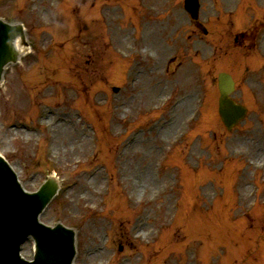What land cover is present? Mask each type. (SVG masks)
<instances>
[{
    "label": "rangeland",
    "instance_id": "obj_1",
    "mask_svg": "<svg viewBox=\"0 0 264 264\" xmlns=\"http://www.w3.org/2000/svg\"><path fill=\"white\" fill-rule=\"evenodd\" d=\"M150 1L0 0V15L24 20L36 50L0 86V153L29 190L52 169L64 183L79 178L42 215L80 226L77 264H264L255 240L264 238V206L252 221L240 213L253 185L239 204L227 154L207 165V179L192 167L205 159L209 129L226 133L216 117L221 70L250 105L226 133L229 149L250 158L259 144L264 153V93L252 77H264V0H201L196 22L184 0ZM140 5L160 18L147 43ZM132 131L141 134L126 147ZM96 243L104 255L84 263ZM33 253L28 241L23 255Z\"/></svg>",
    "mask_w": 264,
    "mask_h": 264
},
{
    "label": "water",
    "instance_id": "obj_2",
    "mask_svg": "<svg viewBox=\"0 0 264 264\" xmlns=\"http://www.w3.org/2000/svg\"><path fill=\"white\" fill-rule=\"evenodd\" d=\"M197 14V4L191 7ZM10 22L0 17V80L6 65L16 62L20 52L6 43L9 38ZM22 37H26L24 27ZM26 44V39H22ZM220 113L230 127L245 114V108L229 97L233 81L227 74H221ZM37 191H26L17 180L16 173L8 161L0 155V264H72L75 249V234L72 228L58 222L54 227L39 220V215L52 197L48 185ZM30 233L35 235L36 253L33 262L19 257L21 243Z\"/></svg>",
    "mask_w": 264,
    "mask_h": 264
},
{
    "label": "clouds",
    "instance_id": "obj_3",
    "mask_svg": "<svg viewBox=\"0 0 264 264\" xmlns=\"http://www.w3.org/2000/svg\"><path fill=\"white\" fill-rule=\"evenodd\" d=\"M23 28V21L21 20H13L9 24L8 32L9 38L6 43L9 44L14 50L24 53L25 51H31V46L28 44L21 43L22 39H26V37H22L21 29Z\"/></svg>",
    "mask_w": 264,
    "mask_h": 264
},
{
    "label": "bare ground",
    "instance_id": "obj_4",
    "mask_svg": "<svg viewBox=\"0 0 264 264\" xmlns=\"http://www.w3.org/2000/svg\"><path fill=\"white\" fill-rule=\"evenodd\" d=\"M21 43H24V41H21ZM25 44V43H24ZM184 105L183 102L180 103V106ZM183 115L182 112H180V114L178 115L177 119H176V123L179 122L181 116ZM59 127V125H56V128ZM55 128V127H54ZM168 129V128H167ZM166 129L165 133H168V130ZM134 142V141H133ZM55 150H59L58 146H54ZM94 179L99 180L98 176H94ZM97 231V232H96ZM96 234H100V231H98L96 229ZM98 246L100 245H88V251L90 252V254L88 255V259L90 260H96L98 258V256L101 255V250L98 249Z\"/></svg>",
    "mask_w": 264,
    "mask_h": 264
}]
</instances>
